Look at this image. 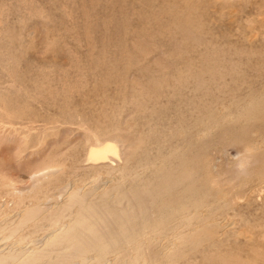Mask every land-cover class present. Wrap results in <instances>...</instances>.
Masks as SVG:
<instances>
[{"label":"rangeland","instance_id":"rangeland-1","mask_svg":"<svg viewBox=\"0 0 264 264\" xmlns=\"http://www.w3.org/2000/svg\"><path fill=\"white\" fill-rule=\"evenodd\" d=\"M180 204L106 263L264 264V0H0V264Z\"/></svg>","mask_w":264,"mask_h":264},{"label":"bare ground","instance_id":"bare-ground-1","mask_svg":"<svg viewBox=\"0 0 264 264\" xmlns=\"http://www.w3.org/2000/svg\"><path fill=\"white\" fill-rule=\"evenodd\" d=\"M111 140V139H110ZM103 141L97 140L94 145L99 146ZM104 156H108L106 150L103 151ZM94 156L97 155L96 151H93ZM186 164L184 162L171 166V169L173 171H177L180 166H185ZM151 183L154 185L153 193L156 195L163 194L167 196V201L173 200L177 192H183V191H176L175 180H169L166 178H163L161 176H157L152 179ZM185 195L188 194V191L184 192ZM120 196H125L124 192L120 194ZM130 201V198L128 199ZM111 209H109V215H110ZM191 216V213L187 210L186 205L180 204L172 207L170 210L167 211H160V216L152 221H146V222H137L134 220H131L127 217V213L124 209H120L118 211L112 212L111 217L113 221V226L111 229L106 230L105 236H100V230L97 228H93L91 226H86L85 232L90 235L92 238L91 241V249L94 252L92 255H85L81 259L82 264H107L109 263L108 257L109 253L116 256L120 251L122 250H128L129 248H132L134 250H137V245L139 242L140 235L145 234H152V238L154 240L158 236H162L169 232V230H174L177 228H181L186 223L187 217ZM65 231V235H69L70 240L73 244V249L75 251H81V242L82 239L76 238V235H72L73 232L70 228L63 229ZM84 233V232H83ZM53 231L49 233V237L53 238ZM190 235V233H189ZM165 236V235H164ZM182 235L179 236L181 238ZM62 238V237H61ZM164 238V237H163ZM52 240V239H48ZM161 240V239H160ZM137 245V246H136ZM84 248V247H82ZM13 254L12 257L15 258L19 256L14 251H11ZM74 253V252H73ZM86 254V253H85ZM108 261V262H107ZM107 262V263H106ZM111 262V261H110ZM49 264H52V261L49 262ZM111 264V263H110Z\"/></svg>","mask_w":264,"mask_h":264}]
</instances>
